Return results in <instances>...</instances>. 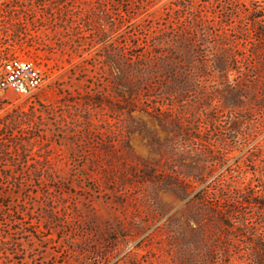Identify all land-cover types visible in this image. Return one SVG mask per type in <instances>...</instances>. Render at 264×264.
<instances>
[{
	"label": "rangeland",
	"instance_id": "rangeland-1",
	"mask_svg": "<svg viewBox=\"0 0 264 264\" xmlns=\"http://www.w3.org/2000/svg\"><path fill=\"white\" fill-rule=\"evenodd\" d=\"M252 16H264V0H0V78L14 58L34 60L45 76L29 95L0 89V264H161L167 251L187 249L186 201L163 182L179 157L152 151L138 129L162 143L173 134L140 111L128 132L125 114L113 119L97 102V84L109 83L97 43L130 41L140 32L132 23L153 29L198 17L228 34L246 29L257 43ZM255 63L262 94L264 64ZM256 131L262 139L264 128ZM220 135L204 134L217 151ZM232 147L227 165L243 154L241 141ZM215 164L209 181L223 172Z\"/></svg>",
	"mask_w": 264,
	"mask_h": 264
},
{
	"label": "trees",
	"instance_id": "trees-1",
	"mask_svg": "<svg viewBox=\"0 0 264 264\" xmlns=\"http://www.w3.org/2000/svg\"><path fill=\"white\" fill-rule=\"evenodd\" d=\"M251 21L257 43L246 29H230L231 35L200 17L186 26L153 29L132 23L140 32L130 41L97 43L109 82L97 84L96 89L102 87L97 102L109 108L113 119L125 114L128 132L135 130L132 114L140 111L173 134L162 143L154 132L138 127L152 151L180 160L163 182L186 201V229L179 231L191 242L187 249L167 251L171 261L161 264H264V182L255 181L258 170H264V137L256 140V128H264V87L259 94L255 63L261 59L264 64V16ZM258 113L262 117L257 119ZM201 117L209 126L201 125ZM220 119L228 123L225 131L218 127ZM218 130L219 151L204 137ZM238 141L243 154L227 165ZM187 157L191 163L184 164ZM203 157L209 159L202 162ZM216 161L223 172L209 181L213 173L208 169ZM145 173L155 174L151 169Z\"/></svg>",
	"mask_w": 264,
	"mask_h": 264
},
{
	"label": "built area",
	"instance_id": "built-area-1",
	"mask_svg": "<svg viewBox=\"0 0 264 264\" xmlns=\"http://www.w3.org/2000/svg\"><path fill=\"white\" fill-rule=\"evenodd\" d=\"M44 79L42 67L34 60L14 58L3 64L0 89L29 95L42 86Z\"/></svg>",
	"mask_w": 264,
	"mask_h": 264
}]
</instances>
